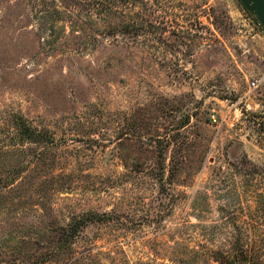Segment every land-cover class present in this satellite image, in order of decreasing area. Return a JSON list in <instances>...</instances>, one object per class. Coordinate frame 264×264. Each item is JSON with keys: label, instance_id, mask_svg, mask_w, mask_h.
Here are the masks:
<instances>
[{"label": "rangeland", "instance_id": "rangeland-1", "mask_svg": "<svg viewBox=\"0 0 264 264\" xmlns=\"http://www.w3.org/2000/svg\"><path fill=\"white\" fill-rule=\"evenodd\" d=\"M116 12L0 0V264H264V29Z\"/></svg>", "mask_w": 264, "mask_h": 264}, {"label": "trees", "instance_id": "trees-1", "mask_svg": "<svg viewBox=\"0 0 264 264\" xmlns=\"http://www.w3.org/2000/svg\"><path fill=\"white\" fill-rule=\"evenodd\" d=\"M137 0H67L71 5L73 6H82L86 7L89 10H96L97 13L101 14L102 12L108 13V15L114 16L111 14L113 12L116 14L120 12V15L123 16V18L127 19V22H124L123 28L120 30L127 32L128 30H131L134 28V24L130 22L132 19V16L130 15L131 7H133L134 2ZM118 14V13H117ZM119 15V14H118ZM118 27V25H116ZM118 29L111 28L107 35H111L113 33H118ZM227 264H254L248 257L241 254L239 258H237V261H227Z\"/></svg>", "mask_w": 264, "mask_h": 264}, {"label": "water", "instance_id": "water-1", "mask_svg": "<svg viewBox=\"0 0 264 264\" xmlns=\"http://www.w3.org/2000/svg\"><path fill=\"white\" fill-rule=\"evenodd\" d=\"M243 8L253 17L264 29V0H238Z\"/></svg>", "mask_w": 264, "mask_h": 264}, {"label": "built area", "instance_id": "built-area-1", "mask_svg": "<svg viewBox=\"0 0 264 264\" xmlns=\"http://www.w3.org/2000/svg\"><path fill=\"white\" fill-rule=\"evenodd\" d=\"M252 86L255 87L256 86L255 83H253Z\"/></svg>", "mask_w": 264, "mask_h": 264}]
</instances>
